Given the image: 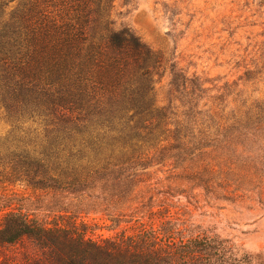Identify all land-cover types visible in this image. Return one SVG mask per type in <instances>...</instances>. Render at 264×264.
Here are the masks:
<instances>
[{
	"label": "trees",
	"instance_id": "1",
	"mask_svg": "<svg viewBox=\"0 0 264 264\" xmlns=\"http://www.w3.org/2000/svg\"><path fill=\"white\" fill-rule=\"evenodd\" d=\"M112 8L111 0H0V120L43 130L40 142L22 144L32 147L23 151L31 158L23 180L34 189L88 188L146 160L148 143L159 156L190 154L212 147L229 126L199 107L195 80L173 70L169 85L180 96L155 104L159 58L116 26ZM87 233L74 218L50 226L14 211L2 218L0 248L23 244L22 264H253L216 236Z\"/></svg>",
	"mask_w": 264,
	"mask_h": 264
},
{
	"label": "rangeland",
	"instance_id": "2",
	"mask_svg": "<svg viewBox=\"0 0 264 264\" xmlns=\"http://www.w3.org/2000/svg\"><path fill=\"white\" fill-rule=\"evenodd\" d=\"M111 2L116 26L129 27L159 58L155 104L180 96L169 85L173 70L194 79L202 90L199 107L229 126L212 147L190 154L159 156L148 143L142 147L146 160L67 191L34 189L24 181L31 158L23 151L32 147L22 144L40 142L43 130L10 128L0 120V224L18 211L50 226L74 218L97 240L141 230L216 236L253 264H264V114L257 116L264 110V0ZM23 248L1 247L0 264H22Z\"/></svg>",
	"mask_w": 264,
	"mask_h": 264
}]
</instances>
